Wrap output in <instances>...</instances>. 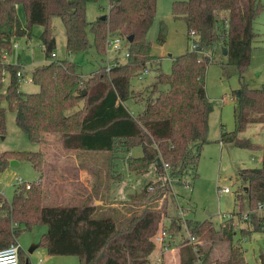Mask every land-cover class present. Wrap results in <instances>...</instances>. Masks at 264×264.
<instances>
[{
	"label": "trees",
	"instance_id": "obj_1",
	"mask_svg": "<svg viewBox=\"0 0 264 264\" xmlns=\"http://www.w3.org/2000/svg\"><path fill=\"white\" fill-rule=\"evenodd\" d=\"M89 1L0 0V90L5 73L9 74L6 90L0 92V135L7 131L9 109L14 111L19 128L34 143L50 144L47 134L51 133L56 134L55 141L68 151H113L117 152L115 158L121 159V153H129L132 147L140 145V155L125 156L128 169L140 174L154 165L158 178L131 194L135 207L129 208L127 219L119 225L112 213L94 216L97 207L89 196L74 203L46 204L42 181L55 173V163L50 162L51 167L47 168L42 150L0 151V171L9 168L11 160H27L42 176L37 181L16 184L10 199L0 195V211H6L0 214V249L17 242L22 230L41 224L47 229L38 245L44 246L50 255H76L80 264H151L150 256L156 249L154 236L165 217L170 219L165 228L172 239L182 236L186 231L181 215L176 213V204L172 205L166 198L158 206L148 202L171 191L163 180L164 163L169 165L177 183L190 170L194 177L199 174L200 154L208 140V120L213 110L206 75L212 53L219 44L221 50L227 49L225 64L236 67L240 86L234 90L235 127L233 130L223 127L218 141L261 150L259 166L243 167L238 172L236 202L239 213L248 211L252 225L249 231L240 232L249 235L264 232V212L257 210L259 203L264 202V83L253 87L245 79L258 36L254 25L264 2L173 0V17L185 21L192 47L174 56L171 70L166 72L162 70L160 57L151 52L148 41L157 0H108L107 17L99 16L91 21L87 18ZM21 3L26 9L27 27L18 14ZM53 15L62 19L70 54L94 46L104 55L108 35L118 34L127 43L126 60L117 58L83 77L71 59H52L32 70V81L39 89L21 90L20 64L7 61L4 53L12 50L16 39L30 36L33 24H42L43 50L46 58L53 57L56 47ZM89 33L93 34L92 41ZM131 35L132 39L128 40ZM165 39L166 27L161 22L157 41L163 44ZM149 63L153 69L148 67ZM147 67L155 72V79L141 91L142 110L133 114L126 103L140 97L132 86V79ZM144 92L147 94L142 95ZM3 100L7 107L2 104ZM252 123L261 124L263 141L260 143L241 136ZM185 223L192 236L207 244L190 243L185 235L176 245L179 264H196L198 255L203 257L204 264H245L244 251L235 243L237 232L232 217L220 227L209 218H190ZM223 241L229 243L228 255L212 257L215 244ZM19 255V264H25L28 258L21 248Z\"/></svg>",
	"mask_w": 264,
	"mask_h": 264
},
{
	"label": "rangeland",
	"instance_id": "obj_2",
	"mask_svg": "<svg viewBox=\"0 0 264 264\" xmlns=\"http://www.w3.org/2000/svg\"><path fill=\"white\" fill-rule=\"evenodd\" d=\"M262 1L264 2V0ZM172 2L173 0H157L154 21L148 33L151 52L160 57L162 70L166 72L171 70L174 56L182 54L192 47V39L188 38L185 21L182 18L173 17ZM108 9V0H91L87 3V18L90 21L94 20L106 14ZM18 14L22 24L27 27L26 9L22 3L18 5ZM221 14L224 15L225 12H221ZM221 14H219L220 18ZM161 22H164L166 27V39L163 44L157 41ZM51 24L53 25L56 38V47L54 49L56 56L46 58L41 39L44 29L42 24H33L27 41L25 37L19 38L20 47L13 46L11 51H5L4 53L8 61L20 64L23 72L20 88L23 91L32 92L39 89L37 84L31 80L32 70L36 65L47 63L52 59H71L78 65V70L82 76H88L98 71L101 66L110 65V62L117 58L119 61L126 60L127 43L123 44L119 52L111 50L106 44V53L104 55L99 54L94 46H90L84 52L70 54L66 48V33L61 17L53 15ZM254 27L258 32V36L252 49L251 63L246 70L245 79L251 86L260 87L264 83V9L258 16ZM89 37L92 41L93 34L89 33ZM220 46V44L216 46L215 51L212 53L214 56L208 65L206 75V89L209 98L213 102V110L208 120V140L200 154L197 169L199 174L194 177L193 170L186 172L182 176V181L180 183L175 182L170 192L165 191L162 198L149 201L148 203L149 205L158 206L166 198L172 205L176 204V213L178 215L184 212V218L186 219L204 220L209 218L217 227L224 225L228 220L223 218L224 214H231L233 227L237 232L235 243L240 245L244 251L245 264H263L264 232H253L251 235L240 232L249 231L252 225L249 221L250 217H244L246 211L238 212L236 202V188L240 184L237 178L239 170L243 167L259 166L262 152L260 149L238 147L232 143L222 144L218 141L223 127L227 130H233L235 127L234 107L236 102L234 90L240 86L237 69L233 65L225 64L226 57L221 52ZM208 53L211 54V52ZM148 65V67L153 66L151 63ZM154 79L152 72L132 79V86L136 91H139L138 95L140 97L139 100L136 98V100L130 99L126 103L133 114H137L142 110L144 98L141 93ZM8 81L9 74L6 72L0 92L6 90ZM146 94L144 92L142 95ZM2 104L7 107L5 100L2 101ZM260 126V123H252L241 133V136L262 142L263 133ZM47 137L51 142L50 144L32 142L17 125L14 111L7 110V131L0 135V151L7 149L42 150L45 152L47 168L51 167L50 161L54 162L58 153H63L62 160L60 159L59 163L64 164L65 168L64 171L62 169V172L60 170L57 171L56 175L58 177H56V180L59 179L60 182L64 183L55 184L51 181L54 180L55 173L52 175L54 177L49 176L42 181L46 204L74 203L79 202L83 197L89 196L92 197V203L97 207L94 216L112 213L116 216L118 224L121 225L129 215V208L131 206L135 207L131 201V194L141 191L147 182H154L158 178L154 165L145 173L138 174L130 171L125 163V156L130 155L129 153H121L123 155L121 159L115 158L114 155L117 152L106 150H78L76 151L77 153L72 151L64 152L62 145L55 141L56 134L49 133ZM131 150L133 156H138L142 153L140 145L132 147ZM78 162L83 168L88 169L89 167L91 188L77 185L76 179L74 181L70 180L77 174L73 167ZM40 176L39 170L35 169L27 160H22L21 164L17 166H10L8 170L0 171L1 197L3 199L12 197L14 187L19 183V178L22 180H34ZM117 176L120 177L116 178ZM85 179L87 182L89 181L87 178ZM185 182H189V187H186ZM226 186L231 188L230 192L218 191V189ZM174 192H176V195ZM169 222L170 219L165 217L161 221L158 231L161 232ZM46 228L45 225L38 224L32 229L22 230L19 234L17 242L29 261L33 264L39 262L40 259H42L40 264H80V259L76 255H50L44 246L37 245L42 232ZM186 233H183L182 236L176 235L171 242L172 247H176L179 240L184 238ZM201 244L205 246L207 242L201 240ZM156 248L150 256L152 264L161 263L160 260V262L155 260L159 254H161V258L163 257L164 263L162 264H177L174 263V257L170 258V254L162 252L160 244L157 243ZM228 253L229 243L223 241L215 244L212 257H225Z\"/></svg>",
	"mask_w": 264,
	"mask_h": 264
},
{
	"label": "built area",
	"instance_id": "obj_3",
	"mask_svg": "<svg viewBox=\"0 0 264 264\" xmlns=\"http://www.w3.org/2000/svg\"><path fill=\"white\" fill-rule=\"evenodd\" d=\"M227 26V25H226ZM126 43L125 39H123V37H121L118 34H109L107 37V47L110 48L113 51L119 52L122 47L123 44ZM15 47L18 46V44L15 42L14 44ZM53 56L55 55V52L52 54ZM126 55H128V52L126 53ZM151 69L150 68H145L141 74L139 75V77L144 76V74L146 73H150ZM18 74L20 75L21 72H18ZM32 80V79H31ZM164 175H163V180L165 182H167L170 185V189H172L175 185V182L177 181V178H174L170 172V167L167 163H164ZM25 180H22L21 178H19V183L23 182ZM186 187H189V182H185ZM27 187H30V184H27ZM149 189H153V186H150ZM230 187L226 186L224 188H220L218 189L219 192H230ZM176 195V192H174ZM257 210L259 212H263L264 211V202L259 203ZM182 214V219L184 221V227L186 230V218H184V212H181ZM231 214H224L223 218H231ZM244 217L248 218L249 217V213L248 211H246L244 213ZM186 235L189 239L190 243H199L201 244V240L195 236H192L190 234V232L187 230L186 231ZM155 242L156 244H160L162 246V251L166 252L168 250L175 252V247H172L171 242L173 241L171 235L169 234V231L166 228H163V230L158 231V233L154 236ZM20 245L18 244V242L15 243H11L9 246L0 249V264H19L20 263ZM163 257H160V261H162ZM40 261H42L41 259L39 260V262L34 263V264H40ZM196 264H204V259L201 255H198V258L196 260Z\"/></svg>",
	"mask_w": 264,
	"mask_h": 264
},
{
	"label": "crops",
	"instance_id": "obj_4",
	"mask_svg": "<svg viewBox=\"0 0 264 264\" xmlns=\"http://www.w3.org/2000/svg\"><path fill=\"white\" fill-rule=\"evenodd\" d=\"M25 38H26V41H27V39H28V37L29 36H24ZM16 43L18 44V46L17 47H20V44H19V42H18V39H16ZM55 52V51H54ZM221 52H222V50H221ZM54 56H56V53H55V55ZM7 61H8V58H7ZM151 72L153 73V71L151 70ZM21 73L23 74V72L21 71ZM89 76V75H88ZM88 76H83V77H88ZM260 128H261V132H262V127L260 126ZM223 130V129H222ZM222 132V131H221ZM255 142H257V141H255ZM222 144H224L223 142H221ZM260 143V142H259ZM66 149H64V152H76V151H78L77 149H75V150H71V151H68V150H66ZM84 151H91V150H84ZM132 150H130V152H129V154L130 155H132ZM77 153V152H76ZM58 156H59V158H58ZM63 156V153H58L57 154V157H56V159H55V161H54V163H55V178H54V180H51V181H53L55 184H62V183H64V182H60V180L59 179H57L56 180V177H58V175H56L57 174V171L58 170H60L61 172H62V169H63V171H64V168H65V165L64 164H61V163H59L60 162V159L62 160V157ZM262 157V156H261ZM50 162H53V161H50ZM126 163V162H125ZM19 164H21V161H19ZM18 164V165H19ZM52 164V163H51ZM15 166H17V165H15ZM88 166H90V165H88ZM74 169L73 170H75L76 171V175H75V177L74 178H72V179H70V180H73L74 181V179H76V182H77V185H82L83 187H88L89 186V188H91V177H90V172H89V167H88V169H86V168H83L82 167V165H80V163L78 162L74 167H73ZM117 168V167H116ZM9 168H7L6 170H8ZM116 170V169H115ZM118 170V169H117ZM118 172H119V170H118ZM54 174V173H53ZM52 173H50V176H52L53 175ZM121 174V173H120ZM54 176H52V177H54ZM51 177V178H52ZM40 178H42V176H40L39 178H37V179H34L35 181H37V180H39ZM85 178H87L89 181V183L87 182V180L85 179ZM50 179V178H49ZM25 181H32V180H25ZM231 189V188H230ZM231 191V190H230ZM0 193H2V192H0ZM4 194V193H3ZM5 195V194H4ZM80 197H82V196H80ZM94 204V203H93ZM6 213V211H0V214H5ZM47 229V228H46ZM46 231V230H45ZM44 231V232H45ZM44 232H42V233H44ZM38 245V244H37ZM36 245V246H37ZM157 249V248H156ZM175 249V252H173V251H170V250H168V251H166V253L167 254H170V258L171 257H174L173 259H175V261H174V263H177V264H179V259H178V248H177V246L174 248ZM163 252V251H162ZM153 253V252H152ZM163 253H165V252H163ZM162 253V254H163ZM152 255V254H151ZM160 255L161 254H159V255H157L156 256V258H155V260L158 262L159 261V259H160ZM42 260V259H41ZM154 260V261H155ZM153 261V260H152ZM160 262V261H159ZM162 262H164L163 260L161 261V263L160 264H162ZM31 263V262H30ZM31 264H33V263H31ZM152 264V263H151Z\"/></svg>",
	"mask_w": 264,
	"mask_h": 264
},
{
	"label": "water",
	"instance_id": "obj_5",
	"mask_svg": "<svg viewBox=\"0 0 264 264\" xmlns=\"http://www.w3.org/2000/svg\"><path fill=\"white\" fill-rule=\"evenodd\" d=\"M106 17H107V14H103V15L101 16L102 19H105ZM132 37H133L132 35H131L130 37H128V40H131ZM222 53H223L224 55L227 54V49H226L225 47L222 48ZM152 74L154 75L155 72H153ZM85 93H86V90L84 89L83 94H85ZM159 163L161 164V161H159ZM18 164H19V161H18V160H11V161H10V166H15V165H18ZM25 264H29V260H28V259L26 260Z\"/></svg>",
	"mask_w": 264,
	"mask_h": 264
}]
</instances>
